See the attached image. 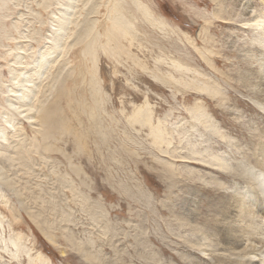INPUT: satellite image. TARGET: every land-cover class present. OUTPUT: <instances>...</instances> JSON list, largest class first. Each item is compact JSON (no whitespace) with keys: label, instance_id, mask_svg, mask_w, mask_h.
Segmentation results:
<instances>
[{"label":"rangeland","instance_id":"obj_1","mask_svg":"<svg viewBox=\"0 0 264 264\" xmlns=\"http://www.w3.org/2000/svg\"><path fill=\"white\" fill-rule=\"evenodd\" d=\"M66 1L0 0V264H224L215 164L251 165L224 134L251 151L234 118L264 121L240 77L264 63V0H73L61 20ZM117 2L129 23L116 44ZM141 105L163 122L168 153L146 123L130 124Z\"/></svg>","mask_w":264,"mask_h":264},{"label":"bare ground","instance_id":"obj_2","mask_svg":"<svg viewBox=\"0 0 264 264\" xmlns=\"http://www.w3.org/2000/svg\"><path fill=\"white\" fill-rule=\"evenodd\" d=\"M212 1L213 3L216 2V0H212ZM73 3H74L73 0L66 1L64 9H67V12L63 11V13L61 14L62 17L61 20H64L65 17H68L67 16L68 13L73 8ZM135 5H138V3H135ZM247 7L248 6L246 7L244 6L242 9L243 11L242 13L244 15H247L250 11L249 8ZM121 8H122L121 3L117 2L113 7V11L110 10L113 13V15L110 17L111 22L110 25L108 26L106 33L108 37L114 38L113 39L114 42H116L117 39V38L115 39V37L122 36L124 38L126 30H128L127 28L129 22L124 21L125 18H124V14L121 12ZM136 8L143 16V18L148 20L147 22L150 25L156 26L160 28V30L166 29L167 22L164 21V19L161 18L160 21V19L158 20L154 18L153 15L151 16L152 13L149 12L142 5L136 6ZM214 9L215 8H213V10ZM220 11H221V7L217 6L215 14L216 15L217 13L219 14ZM59 29L61 30V28ZM63 32L64 30L62 29L61 33ZM126 36L128 35L126 34L125 37ZM262 46L264 47V45H261L257 49V52L260 54H264V49L262 48ZM247 51L249 50L247 49ZM53 52L55 51L51 50L49 54L40 56V60H46L45 58L51 60L53 56L50 55ZM245 58L247 59V62L248 60L253 61V57H251V55L249 54L247 55L245 54ZM49 60L46 61L49 62ZM259 61L261 62L260 59ZM255 62H257V60ZM16 68L17 66L15 65V69ZM11 74H12V82L18 84L19 87H22V84L19 81L14 80V78L18 77L17 74L20 73H11ZM171 76L169 78H171ZM240 77H241L242 87L246 88L248 83H251L256 86L257 89L256 98L261 101H257V102L255 101L254 104H252V107H250V111L256 114L257 116H260L259 118L264 119V63L261 66V69L252 70V69H246L245 67V70L240 75ZM193 88H195V90H197L198 92L210 94L208 93L209 87L207 85L200 86L195 84ZM29 93L30 90L28 88L24 89L22 93V99L29 100L30 99ZM224 104L229 105L230 102L225 101ZM195 107L196 108L194 110L197 111V114L194 115L195 113L194 114L190 113L191 114L190 116L194 118V121L198 123L199 122L205 123L207 114H205V111L201 108V106L196 105ZM15 108L19 110L20 107L17 106ZM28 108L31 109L33 107L29 106ZM132 111L133 112L130 115V120H129L130 124L132 122L139 126H143V124L146 123V125L149 126L148 127L149 133L153 137L152 138L153 140L151 139L153 141V144L159 146L158 150L160 149L161 151H164L160 148L162 147L160 146L162 144L165 146L167 145V147H169V144L171 142H170V138L166 137V134H164V126H162L163 122L157 121L156 126L152 123L151 112L149 107H147L146 105H141L139 107H135ZM239 116L242 117L243 115L239 113L234 118V121L232 120L233 122H235V125L240 128L239 131L237 132V138H238L237 140L239 141L242 138L247 137L246 133H248L251 136L252 141H254L253 148L251 147V151H245L242 148L238 149L240 147L238 145V142L234 140L232 141L231 140L232 137L228 138L227 135L225 134H224V143L231 145V148H233L234 152L237 151V153H239L240 151H243L244 161L247 162V164L250 163L251 165L240 166V167L238 166L229 167L227 163H224V165L220 163L215 164L217 165L216 168H218L219 165L222 167V169H224V199H222V202L220 201L221 203L218 206H216L217 208L214 206L215 208L212 218L213 224L215 225L216 228L214 234L215 236H217V240L219 244H221V246L224 248V258L223 256H221L222 260H224L223 262L224 264H264V196H262L259 192L255 191L256 188L264 186V121L258 122V118L245 119L244 117H242L243 119L242 120L241 118H239ZM254 123H256V125ZM247 124L251 125L253 129L248 127ZM259 126H261L262 128H260ZM164 152L168 153V151H164ZM211 164L213 165L214 163ZM3 174L0 173V176L2 175V177H0L1 180L4 179L6 176V175L3 176ZM5 179L6 181L9 182V178H5ZM221 188L223 187L221 186ZM12 240L13 239H10L9 242L14 248V251L17 252L19 250L18 244ZM13 257L16 256L13 255Z\"/></svg>","mask_w":264,"mask_h":264},{"label":"clouds","instance_id":"obj_3","mask_svg":"<svg viewBox=\"0 0 264 264\" xmlns=\"http://www.w3.org/2000/svg\"><path fill=\"white\" fill-rule=\"evenodd\" d=\"M255 191L259 192L262 196H264V186L256 188Z\"/></svg>","mask_w":264,"mask_h":264}]
</instances>
